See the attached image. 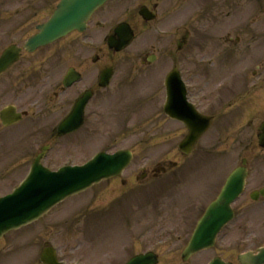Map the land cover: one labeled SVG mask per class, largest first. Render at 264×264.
<instances>
[{
  "label": "rangeland",
  "instance_id": "1",
  "mask_svg": "<svg viewBox=\"0 0 264 264\" xmlns=\"http://www.w3.org/2000/svg\"><path fill=\"white\" fill-rule=\"evenodd\" d=\"M110 6L106 12L108 23L113 25L121 17L123 7L132 8L136 5L134 0L131 3L116 0ZM103 31L92 37L95 46H102ZM204 42L209 44L207 60L217 58L216 63L221 65L232 63L230 52L224 53L226 47L222 46L220 40ZM173 43L167 37L156 36L152 30H147L126 52L114 57L112 62L116 66V74L107 93L97 100L107 98L104 102L106 106L100 115L92 118L91 128H86L78 135L55 142L51 136V129L60 115L57 103H50V100L66 67L74 65V61L62 65L61 71L52 68L54 75L51 79L42 81L45 83L43 92L38 93L39 88L31 89L29 101H42L44 104L39 114L31 108L30 118L18 129L6 131L0 127V195L19 185L28 163L48 143L54 142L46 160V165L53 170L65 164L81 165L101 151L131 149L135 154L134 163L123 176L126 184L122 185L120 180L103 183L61 204L40 222L12 234L7 241L12 242L14 248L6 254H0V264H37L39 251L48 240L59 250L60 257L69 263L122 264L133 254L155 250L161 254L160 264H181L180 249L207 204L243 158L249 160L252 171L249 191L264 187V152L256 144H249L253 140L255 142V129L253 131L246 124L253 115L249 111L251 108L255 107V111L260 110L263 115L264 87L240 102L238 109L242 113L232 116V120L228 113L236 110L230 111L227 107L232 99L224 98L217 104L204 103L205 111L215 106L211 110L215 114L228 111L218 117L219 130L215 126L191 157L182 158L177 152L184 131L161 113L164 77L173 67L168 55ZM202 43L201 40H194L190 49L178 56L190 74H195L202 62L203 53L198 49ZM196 47L198 51L194 53ZM150 51L157 52L158 60L153 65L143 66L139 54ZM242 58L239 57V63ZM108 62L104 59L101 64L91 66L88 63V66L84 65L80 69L93 72L96 76L100 67ZM77 63L76 66L81 65V59ZM90 67L92 71L88 69ZM33 75L31 73L32 79ZM192 80L196 87L203 82L201 78ZM218 83L212 81L210 90L218 87ZM253 83L259 82L256 79L250 84ZM247 89L239 81L241 93ZM38 117H41L43 125L34 126L33 119ZM249 145H252L250 149L247 148ZM169 163H177L174 171L168 175L160 173V179H153L155 169L171 170ZM145 164L151 165L149 178L138 182L137 177ZM249 193L236 206V210L241 213L235 222L237 225L225 232L223 246L216 250L227 258H233L231 252L234 250L241 253L259 247L264 242V203H253ZM115 218H119L124 227L122 237L117 235L115 229L112 233L111 227L108 228L114 225ZM104 236L108 249L99 256L91 249L94 244L92 240L99 239L96 243L99 245ZM3 244L0 243V251ZM209 257L210 254L199 256L192 263L204 264Z\"/></svg>",
  "mask_w": 264,
  "mask_h": 264
},
{
  "label": "flooded vegetation",
  "instance_id": "2",
  "mask_svg": "<svg viewBox=\"0 0 264 264\" xmlns=\"http://www.w3.org/2000/svg\"><path fill=\"white\" fill-rule=\"evenodd\" d=\"M61 1L0 0V56L11 46L22 49L18 63L0 75V112L9 106H15L21 112L25 111V108L33 106L40 112L44 104L42 101H29L31 89L39 88L38 93L43 92L45 83L42 81L50 78L52 68L56 67L60 70L62 65H68V61L78 64V59H81V65L70 64L66 67L61 76V80H63L69 69L74 68L79 71L78 69L84 65L88 66V63H91L94 58V54L91 52L100 51L101 48L87 46L86 42L90 41L94 33L104 28L108 21L107 14L103 12L94 15L92 19L94 25L91 29L88 26L84 34L73 33L56 44L42 48L33 54L23 50L25 41L36 32L38 25L47 20ZM115 1L111 0V3ZM124 1L131 3L132 0ZM134 5L136 6L132 8L126 7L119 20L130 24L136 37H140L147 30H152L156 36L160 37L161 35L174 41L172 49L168 51L173 63L177 64L181 61L178 56L190 49L194 40L203 41L198 46L199 52L203 55H201L202 62L196 73L190 74L183 64L181 66L184 77L190 86V100L201 113L203 112L202 114L213 118L211 129L217 121L216 127L219 130L220 120L218 117L227 111L219 115L215 114V111L211 110L216 106L208 107V110L205 111L204 103L217 104L221 103L224 98L232 99L227 104L228 110H236L230 113L232 120V116H239L242 113L237 104L247 100V97L252 95L251 93L264 87V0H134ZM142 6L149 8L155 17L153 21L147 22L140 17L139 8ZM103 30L105 36H110L113 34L114 28L109 26ZM83 35L85 37L82 38ZM208 40H220L222 46L226 47L224 53L230 52L232 63L221 65L216 63L217 58L207 60L206 50L209 48V44L204 41ZM178 42L183 46L182 50L177 49ZM198 49L196 47L194 53ZM85 55L86 57H84ZM240 56L243 57L241 63H239ZM92 65L95 66V63L92 62ZM88 69L92 71L91 67ZM85 72H81L82 82L80 84H75L61 95L58 92L54 94L56 105L59 108V122L72 111L76 101L86 91H92L94 98L102 95L103 90L98 88V78L92 74L93 72ZM31 73H34L33 79ZM239 77L242 79L239 80ZM192 78H201L203 82L196 87ZM256 79L259 83L250 84ZM212 81L219 82L218 87L216 86L214 90H210L209 86ZM239 81L243 87H248L245 93H241L239 90ZM249 84L250 86H248ZM92 101L86 109V121L92 119L100 107V103L95 107V103ZM255 110H257L255 107L249 110L253 115L249 118L248 128L252 130L253 128L258 130L259 126L264 123V108L263 115L260 110ZM0 127L6 131L13 129V127L3 128L1 122ZM54 130L53 133H55ZM249 144L253 145L254 143L252 141ZM252 145L247 148L250 149ZM234 251L231 252V257L237 255V251Z\"/></svg>",
  "mask_w": 264,
  "mask_h": 264
},
{
  "label": "water",
  "instance_id": "3",
  "mask_svg": "<svg viewBox=\"0 0 264 264\" xmlns=\"http://www.w3.org/2000/svg\"><path fill=\"white\" fill-rule=\"evenodd\" d=\"M103 0H70L58 10L54 18L42 28V33L29 42L30 49L46 45L75 28H80L88 13ZM130 39L122 44L128 45ZM173 100V98H172ZM75 117V115H73ZM71 121V119L69 120ZM65 127H69L71 122ZM128 162V154L99 155L87 167L63 169L59 173L44 170L38 163L33 167L27 182L13 195L0 199V237L7 231L25 225L52 208L65 197L82 191L103 178L118 175ZM245 174L235 172L229 179L221 197L199 222L194 237L184 254V259L204 247L210 246L216 234L232 218L230 204L240 195ZM264 257V250L262 251ZM251 258L246 256L245 259ZM258 260V259H257ZM151 256L139 257L129 264H154Z\"/></svg>",
  "mask_w": 264,
  "mask_h": 264
},
{
  "label": "bare ground",
  "instance_id": "4",
  "mask_svg": "<svg viewBox=\"0 0 264 264\" xmlns=\"http://www.w3.org/2000/svg\"><path fill=\"white\" fill-rule=\"evenodd\" d=\"M114 222V225H110L108 226V228L111 227L112 229V233H113V230L115 229V232L117 233V235H120L122 237V233L124 231V227L122 226V222L120 221L119 218H115V220L113 221ZM103 240H101L103 243H104V240H105V236L102 238ZM96 241H100L99 239H94V242Z\"/></svg>",
  "mask_w": 264,
  "mask_h": 264
}]
</instances>
